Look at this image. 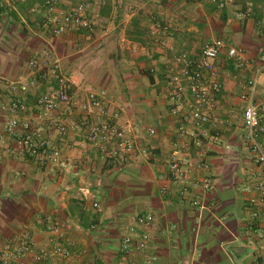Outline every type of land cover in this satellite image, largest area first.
Returning <instances> with one entry per match:
<instances>
[{"label":"crops","instance_id":"crops-1","mask_svg":"<svg viewBox=\"0 0 264 264\" xmlns=\"http://www.w3.org/2000/svg\"><path fill=\"white\" fill-rule=\"evenodd\" d=\"M41 1L0 0V79L22 82L31 54H48L70 84L73 107L63 109L62 134L44 127L59 151L57 163L21 153L14 139L3 136L6 116L0 113V243L24 239L34 248H65L67 258L53 264H147L151 257L152 264L262 262L264 208L251 206L248 199L255 194L244 191L259 169L248 152L241 96L261 64L264 0H249L253 13L242 20L237 10L247 0H231L221 10L195 0H104L90 10V30L62 36H52L40 15L27 13ZM21 23L25 30L18 29ZM213 39L240 50L248 65L237 67L222 52L215 61L221 90L201 105L183 78L171 81V71L179 68L175 57L195 58ZM36 92L30 88L24 95L28 106ZM89 93L108 103L116 124L131 128L138 151L109 160L84 140L88 124L100 119L82 109ZM8 98L0 87V104ZM255 101L264 102V69ZM194 109L210 124H196ZM214 135L217 142L210 140ZM197 138L206 168L198 167ZM172 161L184 170L181 180L167 171ZM147 214L152 223L134 227L132 234L133 240L140 232L149 236L146 249L122 253L126 228ZM234 248L244 253L236 255Z\"/></svg>","mask_w":264,"mask_h":264},{"label":"built area","instance_id":"built-area-1","mask_svg":"<svg viewBox=\"0 0 264 264\" xmlns=\"http://www.w3.org/2000/svg\"><path fill=\"white\" fill-rule=\"evenodd\" d=\"M23 2V0H21ZM65 0H42L39 5H33L28 9L30 15L41 11L42 27L52 36H62L70 34L80 29H90L93 25L91 16L88 14L87 6L81 2L74 4L65 3V8H60ZM96 5L103 4V0H94ZM216 6L218 9L224 8L230 0H201ZM254 6L251 2H246L243 9L237 13V18L246 19L253 13ZM263 26H264V4L259 7ZM224 52L226 60L233 62L237 67L248 65L240 50L226 46L219 39L210 40L202 45L198 55L190 58L186 54H180L174 58V63L178 65L176 72L171 71V81L177 84L179 78H183L187 84V90L197 103L206 105L210 96L215 95L221 90L220 83L215 79V61ZM261 64L246 83V90L241 96L244 107L242 110V124L245 130V139L248 152L253 164L259 169L258 176L253 183L245 187V192H254V198L248 199V203L254 207L264 208V102L257 103L256 85L257 78L264 69V47L260 49ZM51 79L53 85L50 84ZM208 80L204 85L201 81ZM39 80V81H38ZM44 82L46 90L34 98L33 103L28 106L24 95L29 89L36 86L38 82ZM0 87H4L9 93L10 98L6 103L0 104V113L6 116L3 123L2 133L8 139H14L16 146L25 156L33 159L45 161L47 163H57L59 151L51 143L50 139L44 134V127L50 124L59 134L65 131L61 117L63 109L70 110L73 107L69 93L70 84L60 73L57 62L45 55L40 58L38 52H33L26 63V78L22 82H5L0 79ZM87 104L82 107L86 116L97 113L100 118L98 121H91L84 131V139L87 143L94 146L99 153L106 159H123L124 156L138 151V144L133 137L131 128L122 127L116 124L117 114L107 113L105 107L108 103L102 98H98L93 93L87 94ZM31 113V117L19 119V114ZM192 119L196 124H210L211 119L199 113L198 109L192 112ZM150 134L152 131L149 132ZM2 136V135H1ZM0 136V141H1ZM210 140L217 142L216 135L211 136ZM197 149L198 167L206 168L203 163L205 154L204 145L199 139L194 140ZM0 146V156L2 155ZM167 171L174 180H181L184 177V170L181 169L176 161L168 165ZM208 180L203 178L201 187L203 190L208 188ZM185 189H181L184 193ZM252 218L256 213L252 211ZM153 221L150 215L137 216L134 220L135 226L126 228L121 239L120 251L128 254L134 249L143 252L148 243L149 236L140 232L133 240L134 227H147ZM67 258L65 248L55 245L50 248H34L29 240L16 239L7 243H0V264H53L57 259ZM155 261L151 257L147 264ZM256 264H264L262 262Z\"/></svg>","mask_w":264,"mask_h":264},{"label":"rangeland","instance_id":"rangeland-1","mask_svg":"<svg viewBox=\"0 0 264 264\" xmlns=\"http://www.w3.org/2000/svg\"><path fill=\"white\" fill-rule=\"evenodd\" d=\"M13 4L14 3H19V4H24V3H26L27 2V0H23V2L21 1V0H10ZM104 1V0H103ZM195 1H201V0H195ZM248 2H251V1H249V0H247ZM76 2H81V3H83L84 5H86L87 6V9H88V13H89V15L91 16L92 14H91V9L92 8H94V6H98V5H96V3H95V1L94 0H65L64 1V4L65 3H70V4H74V3H76ZM204 2V1H203ZM230 3H231V0L229 1ZM41 2H39L38 4H36V5H39ZM252 3V2H251ZM209 4V3H208ZM229 4V3H228ZM253 4V3H252ZM34 4H32L31 6H33ZM31 6H29L28 7V9L31 7ZM62 6L64 7V5H63V3L62 4H60L59 5V7L60 8H62ZM216 7V6H215ZM217 8V7H216ZM28 9H27V13H28ZM218 9V8H217ZM223 9V8H222ZM243 9V7H240L238 10H237V12H240L241 10ZM218 10H221V9H218ZM29 14V13H28ZM37 14V16H41V11H39V12H37L36 13ZM30 15V14H29ZM21 18L25 21V18H24V16L22 15L21 16ZM27 18V17H26ZM242 20V19H241ZM42 21V20H41ZM42 24V23H41ZM23 26H24V24L23 23H21V25H20V27L18 28L20 31H22V30H25L24 28H23ZM91 29V28H90ZM90 29H85V30H90ZM47 56H48V54H46ZM28 61V60H27ZM23 63H24V60L22 61ZM27 63V62H26ZM49 80V82H50V84L51 85H53V82H52V80L51 79H48ZM39 81V80H38ZM46 84L44 83V82H42L41 80H40V82H38L37 84H36V86H33V87H31V90H34V91H37L36 92V94H34V96H35V98L40 94V93H43L45 90H46V86H45ZM32 92V91H31ZM69 93H70V90H69ZM30 94V93H29ZM85 140V139H84ZM86 141V140H85ZM87 142V141H86ZM89 144V143H88ZM91 145V144H90Z\"/></svg>","mask_w":264,"mask_h":264},{"label":"water","instance_id":"water-1","mask_svg":"<svg viewBox=\"0 0 264 264\" xmlns=\"http://www.w3.org/2000/svg\"><path fill=\"white\" fill-rule=\"evenodd\" d=\"M232 252L236 255L243 254L244 250L242 248H234L232 249Z\"/></svg>","mask_w":264,"mask_h":264}]
</instances>
